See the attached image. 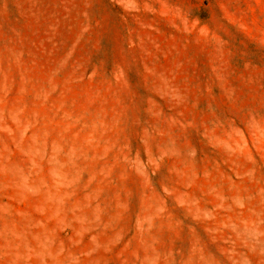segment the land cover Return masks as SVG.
<instances>
[{"label":"rangeland","instance_id":"obj_1","mask_svg":"<svg viewBox=\"0 0 264 264\" xmlns=\"http://www.w3.org/2000/svg\"><path fill=\"white\" fill-rule=\"evenodd\" d=\"M0 264H264V0H0Z\"/></svg>","mask_w":264,"mask_h":264}]
</instances>
